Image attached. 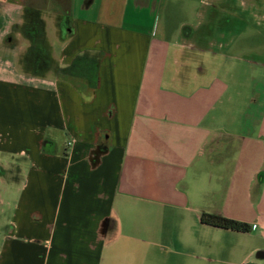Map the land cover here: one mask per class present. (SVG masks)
<instances>
[{
  "label": "crops",
  "instance_id": "obj_1",
  "mask_svg": "<svg viewBox=\"0 0 264 264\" xmlns=\"http://www.w3.org/2000/svg\"><path fill=\"white\" fill-rule=\"evenodd\" d=\"M216 5L0 0V264H264V112L236 128L249 61L220 58L238 42Z\"/></svg>",
  "mask_w": 264,
  "mask_h": 264
},
{
  "label": "rangeland",
  "instance_id": "obj_2",
  "mask_svg": "<svg viewBox=\"0 0 264 264\" xmlns=\"http://www.w3.org/2000/svg\"><path fill=\"white\" fill-rule=\"evenodd\" d=\"M221 2L227 3L224 5V11L218 5ZM210 3H216L217 10L222 11L218 13L223 23L224 41L225 38L226 40L231 38L237 39L236 42H238L231 49L226 46L222 49L220 57L222 61H227L229 64L233 62L230 55H239L249 61V63L245 62V66L240 67L239 70L242 73L248 71L251 80L249 81V78L245 80L246 76L240 77L239 81L249 82V85L244 86L245 96L239 100L237 108L231 110V117L235 119L236 128L239 131H246L253 128L264 112V0H210ZM206 7L209 9V6L206 5ZM240 17H244L245 21H241ZM218 22L219 20L217 25ZM219 31L220 29L217 28V35ZM214 35L212 30L210 34H206V38H212ZM245 122L248 124L245 125ZM8 176L7 170L0 165V241L9 227L11 217V205L5 194V187H7L5 180ZM20 179V174H14L13 185L18 184Z\"/></svg>",
  "mask_w": 264,
  "mask_h": 264
},
{
  "label": "trees",
  "instance_id": "obj_3",
  "mask_svg": "<svg viewBox=\"0 0 264 264\" xmlns=\"http://www.w3.org/2000/svg\"><path fill=\"white\" fill-rule=\"evenodd\" d=\"M30 15H32V21L24 27V32L32 39V45L27 56V62L33 71H40L41 69L47 67L48 55L40 41L42 33L41 22L37 15L33 13ZM201 220L206 224L238 231H249L251 229V226L246 222L238 221L218 214L203 213Z\"/></svg>",
  "mask_w": 264,
  "mask_h": 264
}]
</instances>
